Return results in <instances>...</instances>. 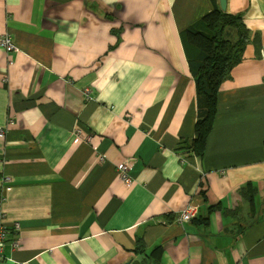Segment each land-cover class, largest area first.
Wrapping results in <instances>:
<instances>
[{
	"label": "crops",
	"instance_id": "1",
	"mask_svg": "<svg viewBox=\"0 0 264 264\" xmlns=\"http://www.w3.org/2000/svg\"><path fill=\"white\" fill-rule=\"evenodd\" d=\"M212 9L0 0V36L16 46L0 47L3 264H264V0H228L262 47L222 84L206 155L179 151L199 119L181 35ZM248 182L254 206L239 195ZM191 205L197 218L178 223Z\"/></svg>",
	"mask_w": 264,
	"mask_h": 264
},
{
	"label": "trees",
	"instance_id": "2",
	"mask_svg": "<svg viewBox=\"0 0 264 264\" xmlns=\"http://www.w3.org/2000/svg\"><path fill=\"white\" fill-rule=\"evenodd\" d=\"M212 2V11L181 35L185 47L191 49L186 52L196 83L199 119L195 126V139L188 147L179 146V151L190 152L199 158L207 153L208 141L219 114L222 84L230 78L232 69L243 60L248 44L252 43L257 52L262 47L259 35L251 38L242 15H231L221 10L218 0ZM113 33L118 37L121 35V31L113 30ZM258 194L257 186L252 182L246 183L239 190L241 198L251 206L255 205ZM217 209H220V205L209 208L211 212ZM203 223L207 224L208 218ZM140 248L142 243L138 241V250ZM156 253L159 254L158 259H162L161 246L153 250L152 256Z\"/></svg>",
	"mask_w": 264,
	"mask_h": 264
},
{
	"label": "built area",
	"instance_id": "3",
	"mask_svg": "<svg viewBox=\"0 0 264 264\" xmlns=\"http://www.w3.org/2000/svg\"><path fill=\"white\" fill-rule=\"evenodd\" d=\"M0 47L7 53V54H11L16 50V46L13 42V37L12 35L6 33L2 36H0ZM3 132L0 131V134H2ZM79 137L84 139L81 136V132L78 131L77 132ZM85 141H88L89 138L84 139ZM119 179L121 181H123L125 184H127L128 186L133 185L134 181L132 180V178L129 175V172L131 170V162L130 159H126L122 164L119 165ZM199 209L198 206L196 205H191L187 208H185L183 211H181L178 214L177 217V222L180 224H185L188 222H191L193 219H195L198 215ZM13 227L18 230L19 229V225L18 224H14ZM8 229L9 226L6 224H1L0 225V264H3L4 262V250H5V242L8 239ZM14 247H16V245H14Z\"/></svg>",
	"mask_w": 264,
	"mask_h": 264
},
{
	"label": "water",
	"instance_id": "4",
	"mask_svg": "<svg viewBox=\"0 0 264 264\" xmlns=\"http://www.w3.org/2000/svg\"><path fill=\"white\" fill-rule=\"evenodd\" d=\"M227 4H228V0H219V6L222 11L227 10Z\"/></svg>",
	"mask_w": 264,
	"mask_h": 264
},
{
	"label": "clouds",
	"instance_id": "5",
	"mask_svg": "<svg viewBox=\"0 0 264 264\" xmlns=\"http://www.w3.org/2000/svg\"><path fill=\"white\" fill-rule=\"evenodd\" d=\"M129 175H130V172H129ZM130 177H131V176H130ZM132 180H133V179H132ZM196 218H197V217H196ZM196 218H195V219H196ZM193 220H194V219H193ZM4 252H5V250H4ZM5 261H6V257H5V255H4V262H5ZM4 262H3V263H4Z\"/></svg>",
	"mask_w": 264,
	"mask_h": 264
}]
</instances>
